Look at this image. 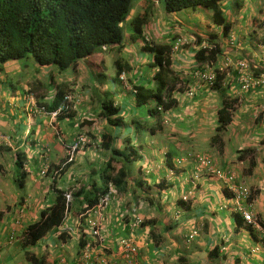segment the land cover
Wrapping results in <instances>:
<instances>
[{
	"label": "crops",
	"instance_id": "crops-1",
	"mask_svg": "<svg viewBox=\"0 0 264 264\" xmlns=\"http://www.w3.org/2000/svg\"><path fill=\"white\" fill-rule=\"evenodd\" d=\"M259 3H255L254 7ZM139 4L143 5L142 1ZM251 10L253 15L255 8ZM258 13L261 23L264 21V10L260 9ZM254 17L256 19L257 16ZM247 23L246 20L245 25ZM252 29L249 41L259 48L253 49L244 38V41L237 38L234 42L224 39L231 45H226L223 52L233 58L243 54L246 57L260 54L264 50V24L263 27L252 26ZM229 32L230 29L227 36ZM205 34L200 35L206 37ZM215 37L218 39L217 35ZM194 50V47L189 50L179 47L172 54L173 68L182 78L191 77L193 85L196 83L192 75L195 69ZM109 52L113 58L118 55ZM85 59L80 60L82 64ZM22 67L19 61L13 62L4 65V71L11 75H18L20 69L37 71L34 65ZM83 68L82 72L90 69L86 70L87 78L68 84L71 89L76 90L78 83L89 88L98 84L95 75L99 72L91 70L92 67L87 64ZM50 70H39L43 73V85L39 78L30 75L17 79L18 85L13 86L14 89L3 87L0 83V112L6 111L0 114V145L6 147L0 150V264H264V230L261 227L256 229L243 220L240 226L237 225L233 192L229 189L232 188L229 187L231 183L208 173L205 167H199L196 158L198 154L207 156L211 165L222 169L225 175H233L231 182L234 185L241 182L251 190L250 209L253 215L264 220V84L241 91L233 76L237 71L235 66L231 67V74L226 80H230L229 94L237 96L239 103L231 122L218 138H213L220 106L215 90L198 85L195 94L188 97L184 89H175L173 95L177 104L161 116L156 115L159 127L154 133L142 132L138 136L132 133L129 126L125 129L124 136L132 138L134 135L136 141L133 137V143L141 145L138 148L139 166L135 173L131 172L127 190L117 192L113 189L111 201L100 215L88 212L82 216L87 210L85 208L82 212L86 204L74 199L61 224L53 226L35 243L24 244L27 226L38 220L43 209L54 204L55 188L77 190L92 181L99 186L106 164L114 160L99 145L102 130L100 133L96 130L93 143L81 149L63 173L55 175L54 168L64 157L65 144L71 143L83 130V118L95 109L99 110L100 105L99 100L94 98L95 89L89 100L95 105L85 104V100L76 102L72 106V117H51L47 112L40 111L37 101L49 104L54 93L48 77ZM73 74V70L56 74L59 77L56 81L68 82ZM139 74L142 75V72L139 71ZM35 83L43 86L45 91L38 93ZM122 91L120 87L112 91L115 102L121 104L125 101V108L130 110L134 105L133 97L129 91ZM163 118H166L167 126L163 124ZM25 123L24 129L22 125ZM32 125H36L37 129H30ZM163 130L162 135L167 140L161 142L158 138ZM146 134L147 144L154 146L148 156L139 141V137L143 140ZM124 136L120 135L121 138ZM27 141L36 144L32 153L35 158L29 155L31 151H25ZM119 141V145H113L120 149L123 146V149L125 145ZM199 141H203L202 149H198ZM19 153L24 155L20 165L16 162ZM88 155L91 157L85 161ZM45 158L47 161L44 162ZM168 158L174 167H169ZM178 160L181 161L178 163ZM44 163L49 169L42 175L40 169ZM195 172L198 173L197 178H194ZM177 173H187V176L182 179L175 175ZM186 194L188 201L182 203L180 197ZM89 217L99 221L101 244L91 242L94 238L89 233ZM136 218L139 223L133 226ZM193 230L197 231L196 235L187 240ZM122 238L137 246L134 256L124 255L120 242ZM87 242L91 244L89 255L83 258L81 255ZM27 254L43 263L31 262Z\"/></svg>",
	"mask_w": 264,
	"mask_h": 264
},
{
	"label": "trees",
	"instance_id": "trees-1",
	"mask_svg": "<svg viewBox=\"0 0 264 264\" xmlns=\"http://www.w3.org/2000/svg\"><path fill=\"white\" fill-rule=\"evenodd\" d=\"M134 1L0 0V75H5L0 78V83L3 85L6 83L5 87L8 86L13 89L18 85V82L14 84L13 80L8 78V73L4 71L6 64L19 61V64L23 66L22 68L27 65H34L37 71L40 68H50L48 77L54 90L52 101L49 104L37 101V105L39 109L47 113L56 110L63 100V95L67 92L65 90L66 82H57L55 80L56 74L76 69L80 60L95 53L109 52L113 48L120 52L124 46L122 23L132 10ZM221 1L223 0H144L143 12L136 14L131 19L132 39L135 41L139 37L143 38L142 50L150 54V58L145 63L154 69L151 77L154 81V87L141 81L136 82V79L131 77L126 78L127 80L120 78L121 74L129 75L133 70V65L118 53L113 62V76L109 78L112 81H121L120 89L129 91L133 97L134 105L130 110H127L125 101L121 104L115 102L114 93L111 95L106 91L100 93L95 90L96 99L99 100L100 105L98 113L100 119L104 120L99 145L106 151H104L105 153H109L111 159H114L113 161L119 163L116 165L110 160L106 164L102 174V183L99 186L92 181L77 190H71L70 202H67L65 198L67 191L55 188L54 204L43 209L38 220L27 226L23 236L24 244L35 243L53 226L61 224L70 208V203L74 199L76 202L86 204L83 210L81 209L83 212L85 208L93 207L100 197L108 191H111V194L113 189L117 192L126 191L132 172V162L135 158L131 154L139 151L130 135H123L125 129L129 126L134 135L138 136L142 132L154 133L159 127V122H156V115L159 116L161 113L157 107L161 105L163 110H169L177 104L173 91L175 89L183 90L180 85L186 88L187 79L182 78L173 68L172 43L154 41L144 35V28L150 20L154 3L158 2L161 6L160 9L165 12L178 11L184 8L196 9L198 7L209 10L212 22L218 27L220 26L221 33L227 36L231 26L225 16ZM242 3L243 0H232L235 9H240ZM216 35L215 32H212L208 37L196 34L195 44L206 40L209 47L195 49L193 55L197 67H201L206 62H212L216 72L215 83L213 87L208 88L215 90L220 96L216 133L213 138H218L219 133L231 122L233 111L239 103L237 96L229 94L230 80H226V72L220 69L219 57L220 54L224 53V49L220 45L219 39H216ZM243 38L245 39V37ZM246 58H250V56ZM101 75L104 76L103 73ZM67 111V113L62 112V115L68 117L74 115L72 109ZM59 115L61 114L57 116ZM87 135L90 138L88 146L93 143L96 137L92 131L88 132ZM120 135L124 137L121 138ZM118 140H122L123 143H121L125 145V152L113 145V143L119 145ZM139 146L141 145L139 144ZM128 148H130L129 151ZM1 149H6V147L0 145ZM23 156L19 153L16 159L18 165L21 164ZM65 160L63 157L61 162L55 165V169L60 168L58 175L70 166L74 158L71 161ZM167 164L169 167H174L170 159ZM138 182L140 183V181ZM109 183L112 185L111 189L108 186ZM252 195L253 192H249L245 202H251ZM181 202L185 203L186 201L181 200ZM235 211V219L237 225L240 226L243 218L239 211ZM257 222L264 230V220L258 219ZM27 258L33 263H43L42 260H38L32 255L27 254Z\"/></svg>",
	"mask_w": 264,
	"mask_h": 264
},
{
	"label": "rangeland",
	"instance_id": "rangeland-1",
	"mask_svg": "<svg viewBox=\"0 0 264 264\" xmlns=\"http://www.w3.org/2000/svg\"><path fill=\"white\" fill-rule=\"evenodd\" d=\"M140 1H142L143 5H144L143 0H135L133 7H132V10L130 11L129 15L127 16V18L122 23L123 32H124L123 49L120 52H118L116 49L113 48L111 50V52H113V55L115 53H120V55L122 57H124L126 60L129 61V63L131 65H133V70L131 71V73H129V75L124 73L123 79H126V78L128 79L129 77H131L132 79H138V80H136V82L141 81L143 83H146V85H148V83H149V84H152L150 86L154 87V81H153V79H151L154 69L152 67L148 66L147 63H145V61H147V59L150 58V54L148 52L142 50L143 38L139 37L135 41L132 39L133 27L131 24V19L136 14L143 12V5L139 4ZM257 2H260V3L258 5H256L257 6V8H256V6L254 7V4ZM221 6L224 7L225 16L227 17V20L230 22V26H231V29H230L228 36L223 35L221 33L220 26L218 27L216 24H214L212 22L209 10L198 7L196 9L184 8V9H181L178 11L165 12L163 9H160L161 6L158 2L154 3V5L152 6L151 17H150L149 22L146 24L147 25V27H146L147 29L145 31L146 35L148 36L149 39H152L154 41L167 42L166 40L169 39L168 42L172 43V45H173L172 46L173 53L177 50V49H174L173 47H174V42H176V40L178 38H181L183 40V44L179 45V47H181L183 49H188V50L193 48V44L195 43V40H197V37H196V34H198L197 32H199L200 34L206 33L205 34L206 37H208L210 35V32L217 33L218 39H219L223 48H225L226 45H231L228 41H227V43L224 41V39H228L229 36H231V35L234 37V39L239 38L240 40H243V41H244L243 37H245V40H248L247 42L250 43L249 44L250 47H252L255 50L257 48H259L258 46H255V44L251 43L249 41V39L251 38L250 37L251 32H253L252 26L263 27L264 21L259 23V21H260L259 15L260 14L258 12L260 9L264 10V0H243L242 6L240 7V9L234 8V5L232 4V0H223V1H221ZM252 7L255 8L253 15H252V10H251ZM255 15L257 16L256 19L254 17ZM246 20L248 21L247 25H245ZM258 32L260 33V31H258ZM109 53L110 52H104L100 55L93 54V55L87 57L85 60H83L85 62L83 64L80 61V63H78V68L74 69L73 70L74 74L70 76L71 79L68 81L70 83L65 81L66 82L65 84H67L66 89H65L67 91L66 93H72V95H73V99H72L73 103L71 105L72 110H74V108H72L73 104H75L76 102H80V101L82 102L83 100H85L84 101L85 104H90V105L94 106L95 104H92L89 100H91V98H90L92 95L91 92H92V90H95V88H96L97 92L102 93V92L106 91L112 95V93H113L112 91H115V89L117 87H120V84H121L120 80L119 81L118 80L112 81V79L109 78V77L113 76V71H112L114 69L113 68V62H114V59H116L118 55H116L113 58V56L110 55ZM243 56H245V55H243ZM85 64L92 67L91 70H96V72H99L95 75V77L99 80L98 84L95 86V88H94V85L93 86L91 85L89 88V87H85L86 85L83 86L80 83H78L76 90L71 89V87H69L68 84H71L72 82H75V81L82 82L84 80V78H87L86 70L88 68H86L84 70V72H82V70L84 69L83 65H85ZM27 66H31V65H27ZM100 67H102V68L105 67V69L102 70V69H100ZM88 70H90V69H88ZM139 71L142 72V75L139 74ZM17 73H18L17 76L7 74L8 78L13 80L14 84L17 83V81H16L17 79L20 78L22 80L23 78H26L25 75H27V76L30 75V76H33L37 79L39 78L41 84L44 81V77L42 75L43 73H41L40 71L37 72V71H29V69H23V70L20 69ZM102 73L104 74V76L101 75ZM133 73H135V74H133ZM187 75L190 76V74H187ZM4 76H5L4 74H1L0 78H3ZM58 78L59 77L56 76L55 80L59 81ZM80 79H82V80H80ZM147 81H148V83H147ZM187 81H188V83L186 85V88H185V86L180 85V88L182 87V89H184V91L188 87L193 85V83H194V81L192 82L191 77H190V79H187ZM35 84H37L36 89H37L38 93H40V92L42 93L43 91H45V89H43V86H40L38 83H35ZM5 86H6V83H5V85H3V87H5ZM11 92H13V90ZM122 92H125V91H122ZM94 98H96L95 94H94ZM216 99H217V101L220 102V96L219 95L216 97ZM4 112H6V111H1L0 114L4 113ZM98 112H99V110L95 109L94 111H92L91 115L87 116L89 118H87V117L83 118V120L81 122V124L83 126L82 131L87 132V133L92 131L95 134V132L97 130V133H100V131L104 128V124H103L104 120H102V123H100L101 117H100ZM60 114L62 115L63 113H60ZM65 116H67V115H65ZM160 119H162V117ZM163 121H164L163 124L167 126L165 118ZM24 125H26V123L23 124L22 126H24ZM23 128L25 129V126ZM23 128H21V131ZM110 128H111V126H110ZM30 129H37V126L32 125L30 127ZM165 131L168 132V130H165ZM132 133H134V132H132ZM160 133L162 135V133H164V130L160 131ZM91 135H93V134H91ZM32 136H29L28 138L31 139ZM133 137H134V135H132V138ZM147 139H148L147 134L143 140H142V138L139 137V141L142 144V147L145 151V154L148 156V154H150V150L154 146H153V144H151V146L148 145L147 141H149V140H147ZM158 139L161 142H164L165 140H167V139H165V136H163V135L162 136L159 135ZM134 140H136V137H134ZM120 142H122V140H120ZM185 142L186 141H184V143ZM202 142L203 141H199V143L197 145L198 149H202ZM122 143H120V144H122ZM28 144H30V145H28ZM134 144L139 148L138 142H136ZM25 145H27V149H25V151L26 150L31 151V153L29 155H31V157L33 158L34 154H32V153H34V148L36 147V144L33 145V142L27 141L25 143ZM122 147H121V149H122ZM129 150H130V148H128V151ZM123 151L125 152L126 150L123 148ZM77 153L75 155H77ZM197 153H199V152H197ZM132 155L135 157L133 159V162H132V164H133L132 172L135 173L137 170V167L139 166L138 163L140 162V154L138 152H135V153H132L131 156ZM78 157H80V155H78ZM90 157H91V155H88L85 158V161H88V159H90ZM43 161H47V158L43 159ZM59 162H61V160ZM118 163L119 162L114 161V164L117 165ZM154 163H156L155 160H154ZM205 168H206V171L208 173L212 174L209 170V167H205ZM212 168L220 169V168L213 166V165H212ZM93 169H95V168H93ZM54 170H55V168H54ZM220 170H222V169H220ZM56 175H58V172L56 173ZM175 175H178L179 178L182 177V179H183L184 176H187V173H184V174L183 173H181V174L177 173ZM197 177H198V173L195 172L194 178H197ZM99 180H100V178H99ZM225 181H226V179H225ZM230 185H232V184H230ZM238 185L244 186V184H242L241 182L236 184L235 186H238ZM229 187H231V186H229ZM229 189H231V191H232V188H229ZM71 190H73V189H70L67 192L70 193ZM249 192L251 193L252 191L249 190ZM187 196H188V194H186L185 196L181 195L180 199L188 201ZM175 200H176V198H175ZM172 207H170V210H169L170 212L172 211ZM253 217L255 218V220L258 221L259 218L256 217V215H253ZM253 227L258 229L255 225ZM187 240H190V239H187Z\"/></svg>",
	"mask_w": 264,
	"mask_h": 264
},
{
	"label": "built area",
	"instance_id": "built-area-1",
	"mask_svg": "<svg viewBox=\"0 0 264 264\" xmlns=\"http://www.w3.org/2000/svg\"><path fill=\"white\" fill-rule=\"evenodd\" d=\"M229 42H234V39L232 36L229 38ZM183 44V40L181 38H178L176 42H174V49H177L179 45ZM193 47L195 49L198 48H207L208 43L206 40H202L198 44H193ZM220 61L221 66L220 69L224 70L226 72V76H229L231 74V67L235 66L236 73L233 75L236 77V80L239 84V89L241 91H248L250 88H254V86H257L259 84H264V50L254 57L251 56L250 58H246L245 56H241L238 58H233L230 54H220ZM258 71V72H257ZM192 75L194 79L196 80V83L193 86L188 87L185 90V95L188 97H192L195 94L196 87L198 85H203L206 88L213 87L215 80H216V72L215 68L212 62H206L201 67H197L195 65V69L192 71ZM120 78H123V74L120 75ZM63 100L60 103V105L57 107L56 110L52 112H48V114L51 117H56L60 113H67L68 109H71V102L73 101V95L72 93H66L63 95ZM159 109H162V106H158ZM41 110V109H39ZM166 119V118H165ZM90 142L89 137L85 132L78 133L73 141L71 143L65 144V161H71L75 157V154L83 149L88 143ZM199 167H209V170L211 173H214L217 177H222L223 180L227 183H231L232 192H233V202H234V210H237L240 212V215L242 216L243 220L247 224L255 225L257 228L260 229V226L258 222L253 217V214L250 209V205L248 202L243 204V202L248 198L249 195V189L243 185L235 186L234 183L231 182L233 180L232 174L225 175V172L220 169L212 168L211 162L207 156H202L198 154L196 156ZM181 160H178L180 162ZM45 162V161H44ZM49 169L48 165L46 163L43 164L42 168L40 169V174H45L47 170ZM60 170V168H56L54 170L55 173H57ZM198 170V169H197ZM108 186L112 187L111 183L108 184ZM111 191H108L105 195L101 196L99 201L91 208H87L86 211L83 212V215H86L88 212L101 214L102 210L108 206V203L111 199ZM65 198L67 202H70L71 195L70 193H65ZM88 228L90 229V235L92 236L93 241L91 242H97L98 244H101L102 242V236L100 232V224L97 219H92L91 217L87 218ZM137 223H139V220L136 218L133 221V226H135ZM197 231L193 230L188 235V239L194 237L196 235ZM12 239V237H10ZM121 244L123 245V251L124 255L126 257L134 256L137 253V246L131 243L128 239L122 238L120 240ZM90 243L87 242L86 247L84 248V251L82 252V257L87 258L88 257V250L90 247ZM257 249V248H255Z\"/></svg>",
	"mask_w": 264,
	"mask_h": 264
},
{
	"label": "clouds",
	"instance_id": "clouds-1",
	"mask_svg": "<svg viewBox=\"0 0 264 264\" xmlns=\"http://www.w3.org/2000/svg\"><path fill=\"white\" fill-rule=\"evenodd\" d=\"M232 36V35H231ZM231 36H229V38L231 37ZM229 38H228V40H229ZM232 38L234 39V37L232 36ZM66 94V93H65ZM72 103H73V101L71 102V105H72ZM158 108V107H157ZM158 110L159 111H161V113H160V116H161V114L162 113H165V111H167V110H163V109H159L158 108ZM40 111H43V110H40ZM44 112V111H43ZM163 120H164V118H163ZM81 132H84V131H81ZM80 133V132H79ZM86 134H87V132H85ZM88 136V135H87ZM89 137V136H88ZM90 139V138H89ZM87 146V145H86ZM179 163V162H178Z\"/></svg>",
	"mask_w": 264,
	"mask_h": 264
}]
</instances>
